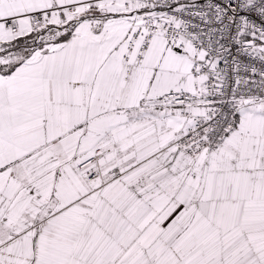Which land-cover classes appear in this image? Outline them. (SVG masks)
I'll use <instances>...</instances> for the list:
<instances>
[{"label":"snow or ice","instance_id":"obj_1","mask_svg":"<svg viewBox=\"0 0 264 264\" xmlns=\"http://www.w3.org/2000/svg\"><path fill=\"white\" fill-rule=\"evenodd\" d=\"M0 264H264V0H0Z\"/></svg>","mask_w":264,"mask_h":264}]
</instances>
